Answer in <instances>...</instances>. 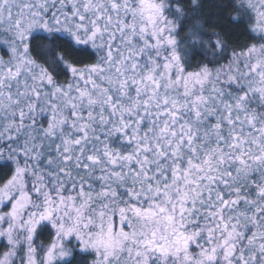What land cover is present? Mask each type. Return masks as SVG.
Listing matches in <instances>:
<instances>
[{"label":"snow or ice","instance_id":"obj_1","mask_svg":"<svg viewBox=\"0 0 264 264\" xmlns=\"http://www.w3.org/2000/svg\"><path fill=\"white\" fill-rule=\"evenodd\" d=\"M0 264H264V0H0Z\"/></svg>","mask_w":264,"mask_h":264}]
</instances>
